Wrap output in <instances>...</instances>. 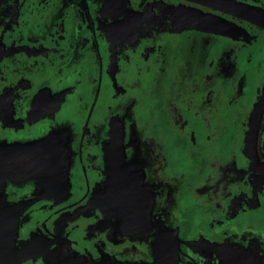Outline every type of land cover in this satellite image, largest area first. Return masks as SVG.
<instances>
[{
	"label": "flooded vegetation",
	"instance_id": "1",
	"mask_svg": "<svg viewBox=\"0 0 264 264\" xmlns=\"http://www.w3.org/2000/svg\"><path fill=\"white\" fill-rule=\"evenodd\" d=\"M8 158L14 264H264V0H0Z\"/></svg>",
	"mask_w": 264,
	"mask_h": 264
},
{
	"label": "water",
	"instance_id": "2",
	"mask_svg": "<svg viewBox=\"0 0 264 264\" xmlns=\"http://www.w3.org/2000/svg\"><path fill=\"white\" fill-rule=\"evenodd\" d=\"M17 160L18 159L8 158L7 161L2 160L3 162H0L2 182H5V179H11L17 175V173L14 171V167L17 166V164H15ZM38 160L39 159L36 157H27L26 163L21 165L34 166L38 164ZM18 165L20 164L18 163ZM59 166H61L60 158L53 157L44 150V178L49 179L50 177L58 175L59 171H54L51 168H57ZM23 175L28 174L24 173ZM16 212V207L12 206H4L2 209H0V264H14L17 260L15 256L18 251L14 249V242L18 231V217H16ZM52 261H57V259H52Z\"/></svg>",
	"mask_w": 264,
	"mask_h": 264
},
{
	"label": "rangeland",
	"instance_id": "3",
	"mask_svg": "<svg viewBox=\"0 0 264 264\" xmlns=\"http://www.w3.org/2000/svg\"><path fill=\"white\" fill-rule=\"evenodd\" d=\"M192 225H193V226H192ZM192 225H190V227H192L193 229L199 227V223H197V221H195V220L193 221ZM255 227H256V226H255ZM257 227H258V226H257ZM258 229H260V228H258ZM223 239H224V238H219L218 240H219V241H224ZM208 242H211V239H209Z\"/></svg>",
	"mask_w": 264,
	"mask_h": 264
}]
</instances>
